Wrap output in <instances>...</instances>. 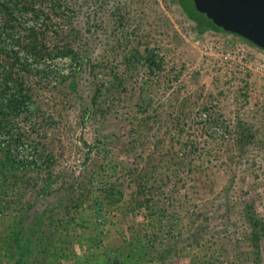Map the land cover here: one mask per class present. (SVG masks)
Listing matches in <instances>:
<instances>
[{
  "label": "rangeland",
  "instance_id": "1",
  "mask_svg": "<svg viewBox=\"0 0 264 264\" xmlns=\"http://www.w3.org/2000/svg\"><path fill=\"white\" fill-rule=\"evenodd\" d=\"M5 1L0 0V4ZM24 1L39 6L37 13L16 8L11 17L0 10V22L12 29L9 34L0 30V108L6 109L4 96L13 90V82L22 81L30 94L28 107L8 115L15 123L12 132L22 134L23 139L15 141L8 126L0 130V167L5 175L0 178V200L13 194L9 176L14 167L8 154L21 171L29 168L26 175L31 186L35 181L59 185L73 173L77 181L69 196L80 184L85 185L86 173L91 174L94 185L122 182L125 166L142 151L138 142L126 145V132H158L157 124L149 130L152 123L140 129L130 122L137 121L135 113L141 114L133 104L137 102L139 110L147 106V100L140 99L143 90L153 96L148 107L162 114V120L179 118L185 122L179 137L187 142L186 150L196 148L189 152V159L198 170L178 182V191L163 214H123L118 185L100 202V208L99 203L84 201L67 216L57 206L52 214L53 231L45 232L52 241H43V251L36 244L26 250L23 264H35L38 259L39 264H264V48L224 29L197 32L194 20L178 0H130L134 12L119 38L138 44L152 40L163 56V69L148 72L139 62L126 65L124 54L130 51L131 43L126 46L113 39L105 45V38L102 42L90 39L91 62L104 57V65L92 67L80 64L71 53L57 51L73 37L68 35L71 12L63 4ZM8 5L14 6L12 1ZM196 14L206 19L202 12ZM30 27L35 34L27 35ZM77 42L80 48L81 42ZM33 44L34 49L30 47ZM170 72L172 79L168 80ZM246 82L247 99L240 89ZM96 85L114 90L103 98L98 93L95 109L88 111L86 105L93 104L89 98ZM211 111L218 115L208 127L215 137L203 133L198 122ZM236 114L247 119L255 132L242 149L232 144L227 130ZM149 141L155 138L144 139L145 152L151 151ZM232 175V188L244 190L263 219L258 240L252 239L250 223L239 205L227 210L216 207L220 198L217 188L229 183ZM28 192H33L29 185L26 198ZM229 202L240 201L233 196ZM99 209L104 211L101 216ZM193 213L200 216L201 223L209 216V225L192 241ZM13 216L0 207V246L9 251L0 264H11L19 256L11 235L18 228ZM36 230L34 227L35 240V235H40L39 228ZM59 243L64 247L58 248Z\"/></svg>",
  "mask_w": 264,
  "mask_h": 264
},
{
  "label": "trees",
  "instance_id": "2",
  "mask_svg": "<svg viewBox=\"0 0 264 264\" xmlns=\"http://www.w3.org/2000/svg\"><path fill=\"white\" fill-rule=\"evenodd\" d=\"M10 1L13 2L15 7L8 5ZM50 1L52 2V5L63 4V6L71 12L69 18L71 19L70 34L68 33V35H72L73 37L70 36L71 42L63 44L62 48L57 50L60 53H71L77 56L79 63L83 65H91L93 67L96 64L102 66L104 65L102 62L104 57H96L94 58V62H91L93 56L90 49V39L102 42L105 38L103 41L105 45L109 44L114 39L113 41L117 44L121 42L128 46L131 43L130 51L124 54L126 65L134 66L136 62H139V64L144 69L148 70V72L154 71L155 69H163V56L157 52L156 47L152 44V40H148L144 44L143 42L138 44L130 42L127 38H119V34L122 33L126 27H128V19L132 18V14L134 12V5L130 0ZM27 2L28 1L24 0H6L3 4H0V10H5V13L10 14L11 17L15 16L14 10L16 8L19 10L30 8L37 13L39 6L35 5L33 2ZM178 2L184 12L192 20H194V26L197 32L202 33L208 28L223 30L222 27L216 25L207 16L205 17V20L201 19L196 14L199 10L195 8L193 0H178ZM202 14L206 15L203 12ZM0 30H4L9 34L12 29L8 27L6 22H0ZM35 32V29L30 27L28 28L27 35L35 34ZM141 34L144 35V32H141ZM144 36L151 39L147 36V34ZM77 40H79V44L81 42L80 48ZM246 40L251 42L248 39ZM72 43L74 44L72 45ZM30 47L34 49L35 44ZM246 76L247 75L244 73V77ZM5 77L8 78V76ZM167 77L168 80H171L172 73H168ZM12 87L13 90H9L10 93L4 96L6 109L3 111L0 108V130L8 126L7 130L11 133V136L14 137V140L21 141L23 139V135L20 133L18 134L17 132H12L11 127L15 123L11 122L12 120L8 118V115L12 110L19 112L24 107H28L27 101L30 100V94L22 81L13 82ZM5 89H9L7 84H5ZM240 89L242 90L243 96L247 99V82L240 86ZM112 90H114V88H105L103 86L101 87L100 85H96L93 89L92 96L89 98L93 104L86 105V109L89 111L96 107L97 104H95V102L97 101L96 97L98 93L103 98L106 97L108 92H111ZM150 97H153L150 92H146L145 90L141 92L140 99H146L147 106L146 108H141V110H139V108L136 107L137 102L133 104L135 106V111H139L141 114L135 113V119H137V121H132L131 119L130 122L139 126L140 129L142 126L146 128L149 123H152L147 127L149 130H151L154 124H157L155 129L158 130V132H134L132 131L133 129L126 132V145L133 146L136 142H138L142 146V151L138 152L136 156H134L133 160L128 162L129 164L125 166L124 173L126 176H122V182H111L110 184L104 181V183L98 182L94 185L90 178L92 177L91 174L86 173L85 175H89V178L86 179L85 185L80 184L73 196H69L68 192H71V189L75 186L73 182L75 183L77 181L73 173L59 185L55 184L52 186L50 185V182L39 183L38 181H35L31 186V182L28 180L30 178L26 175L29 168H24V170L21 171L19 163H17V161L11 158L10 154H8V158L11 162L10 165H12V168L14 167V169H12L13 173L9 176L10 184L13 187V194L9 198L0 200V207L7 208L9 211L14 213L12 222L15 227L18 226V228H16L11 235L12 240L16 241L15 245L17 250L20 252L18 258L13 260L11 264H23L26 261V257H22V254L26 250H31L35 244L37 245L36 247L41 245L39 251L46 249V246L43 248V241L45 242L47 238L50 242L52 240L51 237L46 238L45 232L47 234L48 230V234H51V231H53L51 226L53 222L52 214L55 212V208H57V206L59 210L67 216H71L70 210H76L77 207L82 205L84 201H87L89 204L99 203L98 208H100L102 206L100 205V202H103L105 197L112 194L115 185L119 186L118 204L121 205L120 210L123 214L128 215L129 211H134L136 214L143 213L144 215L147 214L151 216L154 213L158 215L159 213L163 214L164 211H166L168 208L167 204H170V200L173 198V193L178 191V182H182L187 173L198 170V168L193 165L194 163H192L189 159V152L195 150L196 148H189V150H186L185 147L187 142L180 140L179 136L183 133L182 130L184 129L185 122L179 120V118L172 120V122H169L168 119H166V121L162 120V114L160 116L156 109L153 108L151 110V107H148V105H151L152 103ZM217 120L218 115H214L211 111L207 114V117L198 120V122L201 123L200 125L204 131L203 133L207 136L215 137L213 132H209L208 127ZM166 124H168V126H166L164 130L163 127ZM155 129H153V131ZM227 130L231 137L229 139H231L232 144L236 146L237 149H242L247 146L255 136L252 124L240 114H236V117L232 120V122L227 124ZM1 133L2 132H0V134ZM150 136L154 137L155 141H149L152 146L151 151L145 152L144 139ZM160 145L162 147H160ZM0 148L3 149L1 146ZM181 148L183 149L181 150ZM11 167L9 168L11 169ZM2 170V167H0V178L5 177L4 173L1 172ZM234 176L235 175L231 176L229 183L217 188V197L220 198L219 202L216 203V207L217 209L224 207L225 210H227L228 208L238 207L239 205L244 217L250 223L249 225L252 239L258 240L260 236L259 230L263 228L261 227L263 225V219L258 216L255 211L251 197L246 196L245 192H243L244 190L237 191V188H232ZM55 177H57V174ZM214 177L216 178V174ZM68 179L71 181V184H68L70 182ZM27 185H29V189L33 192L30 195L28 192V197L26 198L25 193ZM126 190L127 194H125ZM91 191H94V193L91 194ZM21 196H24L25 200L22 201ZM184 196V200H187V194ZM233 196H237L240 202H234L231 204L229 200L230 197L232 198ZM103 212L104 211L102 209L97 210V213H100L99 216H101ZM190 218V223L193 224L195 230L193 232L194 234L191 233L189 235L193 241L203 228L209 225V216H206L204 223H201L199 220L200 216L198 214L193 213ZM34 227H37V230L39 228L40 231V235H35L36 240L33 236ZM57 235L63 234L57 233ZM186 237L187 236L185 234V238ZM186 242H188V238ZM256 245L259 247L258 243H256ZM8 247H10V245ZM57 247L62 248L64 246L59 243L57 244ZM168 249L169 248H166L164 251L167 252ZM8 253L9 251L6 247L4 249L0 246V259L2 257L9 256ZM39 262L40 260L38 259L35 261V264H39Z\"/></svg>",
  "mask_w": 264,
  "mask_h": 264
},
{
  "label": "water",
  "instance_id": "3",
  "mask_svg": "<svg viewBox=\"0 0 264 264\" xmlns=\"http://www.w3.org/2000/svg\"><path fill=\"white\" fill-rule=\"evenodd\" d=\"M216 25L264 48V0H193Z\"/></svg>",
  "mask_w": 264,
  "mask_h": 264
}]
</instances>
